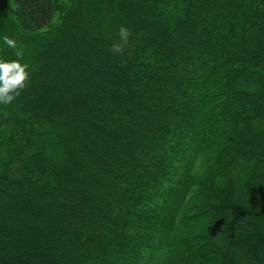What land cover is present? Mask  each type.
Returning a JSON list of instances; mask_svg holds the SVG:
<instances>
[{"label":"trees","instance_id":"trees-1","mask_svg":"<svg viewBox=\"0 0 264 264\" xmlns=\"http://www.w3.org/2000/svg\"><path fill=\"white\" fill-rule=\"evenodd\" d=\"M5 36L0 264H264V0H0Z\"/></svg>","mask_w":264,"mask_h":264},{"label":"clouds","instance_id":"clouds-1","mask_svg":"<svg viewBox=\"0 0 264 264\" xmlns=\"http://www.w3.org/2000/svg\"><path fill=\"white\" fill-rule=\"evenodd\" d=\"M118 42L114 43L110 51L114 54L122 55L129 44L132 32L125 26H120L117 32ZM4 43L11 49H14V55L17 59H0V105H10L15 101L24 89L30 86L29 65L21 63L23 50L17 46L15 40L4 37Z\"/></svg>","mask_w":264,"mask_h":264}]
</instances>
